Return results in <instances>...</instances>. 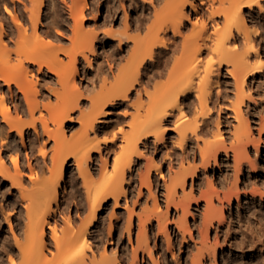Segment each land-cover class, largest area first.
<instances>
[{
	"label": "bare ground",
	"instance_id": "1",
	"mask_svg": "<svg viewBox=\"0 0 264 264\" xmlns=\"http://www.w3.org/2000/svg\"><path fill=\"white\" fill-rule=\"evenodd\" d=\"M27 1L28 4L22 0H8V3L3 4L4 14L10 17L13 24L0 12V17L5 18L7 26L6 29L2 20L0 21V80L7 86L6 91H0V116L1 121L7 125L5 128L10 132L16 131L23 143L26 129L33 128L34 132H39V122L42 132L53 140L49 155L51 164H43L46 162V154L40 143L42 165L47 168V171L44 168L41 171L47 173L42 177L41 174L37 176L35 173L38 172L39 175L40 170L36 172L30 167L31 187L27 188L21 183L23 174L17 157H11L15 168L13 171L9 169L5 159L0 157V172L9 176L13 185L18 186L17 190L25 200L27 214L23 235L25 241L14 242L17 252H11V255L6 256L8 259L4 256L0 258H6L5 264L7 260L8 264H118L117 258L109 256L105 250L94 251L88 234L96 226L99 213L108 199L112 198L114 205H117L119 197L125 195V182L128 175H133V167L138 159L151 146L153 150H157L159 144L164 142L165 132L168 130L176 133L173 142L178 149L174 150L175 161H167L168 177L163 180L162 204L155 192L157 184L153 189L151 180L152 171L159 173L160 165L152 157H145L144 171L138 172V194H141V187H145L152 198L151 207L146 201L145 206L135 212L126 205L128 217L125 228L128 239L131 242L130 230L135 216L137 247L151 254L147 227L155 221V236L158 238L160 234L166 239L171 258L176 264H182L181 254L175 257L172 249L169 227L172 224L174 235L180 233L183 239L186 234L191 235L188 221L189 217L194 216L192 202L199 207L202 201L199 211L201 221L198 225L202 240L194 242L196 250L191 253L190 263L204 264L205 254L209 252L212 257L217 256L220 250L226 248L222 247L215 236L219 224L225 219V207L229 209L233 200L239 206L243 195L237 183L241 170L255 169L254 161L247 153V145L252 144L254 155H257L261 141L260 135L254 137L251 131L248 113L251 103L255 102L253 81L259 80L254 92L258 96L264 95V54L260 49L261 42L264 43V35L258 33L256 26L257 21L264 19V0H163L165 2L161 7L151 6L154 8L153 13L146 9L134 21L127 18L125 9L124 22L123 18L121 21L124 29L118 32L113 31V20L119 7L116 2L112 3L113 9L106 2L100 24H108L109 28L100 27L101 30L98 28L99 22L97 23L102 17L99 6L101 0L93 5L95 13L91 15L94 18V29L93 26L86 29L83 25L86 13L93 10L88 0H60V8H64L73 25L72 35L69 37L70 46L58 49H53L54 41L50 40V36L47 38V34L51 33L46 30L53 25L55 41L61 39L62 26L55 28L64 19L60 20L61 10L55 5L53 14L50 13V23L43 30L41 15L45 13L43 8L49 0ZM187 23H190L189 32L184 33ZM97 28L101 31L96 30ZM134 30H144L145 33H129ZM170 32L172 36L169 35ZM115 39L117 48H111L104 55L105 65L98 61L99 55L95 56L97 65L93 68V76L97 83L92 81L91 91L84 95L82 87L75 81L78 57L90 64L86 52L94 53L95 45L99 42L114 45ZM11 43L15 46L14 50L9 47ZM31 65H36L38 73L46 68L50 79L51 76L55 77V81L53 78L52 81L48 79L52 85L47 83L46 86V83L38 82V77L29 68ZM164 76L165 81L161 78ZM160 78L162 82L158 81ZM39 84L42 86L38 90ZM12 86L17 88V92H14ZM43 87L46 91H43ZM39 91L42 96H54V100L48 99L46 103H41L37 98ZM18 92H21L28 109L30 118L27 122L20 119V112L16 113L17 117L13 116L5 103L8 99L14 110L22 107ZM86 99L87 106L81 108L80 102ZM39 104L45 112L40 109ZM119 108H123V117L129 116L126 126L110 132V136L101 137V123L107 122L114 111L118 114ZM75 109H79L76 118L71 115ZM213 109L216 110L214 123ZM120 110L122 109L119 112ZM221 111L231 113L235 120L227 136L223 135L220 126ZM36 112L38 115H35ZM120 117L117 115L116 121H122ZM73 120L79 122V129L67 135L64 126ZM168 122L172 124L170 127ZM262 128L264 122L260 129ZM42 141L45 142L43 139ZM188 143L194 147L188 149ZM103 151L104 154L101 155ZM111 152L113 156L110 160ZM94 153L101 158V163L98 169L93 170L89 163ZM221 155L225 158L232 157L235 183L220 193L212 180L208 179V188L200 190L199 197H196L192 189L195 178L209 166H216ZM68 164L75 168L78 178L82 180L86 204L80 223L77 225L67 215L66 228L59 233L56 224L51 225L48 218L55 210L54 206L60 203V188L65 181V167ZM174 164L176 166L173 167ZM188 181L190 185L187 189ZM258 195L260 201L263 194L260 191ZM256 198L251 193L252 201ZM260 223L264 229V222L260 220ZM10 226L12 225L9 228ZM46 226L50 228L53 249H46ZM211 229L214 230L215 240L208 243L207 234ZM262 229L258 228L257 237L251 238L247 243V249L250 250L247 264H264V260H259L254 254L264 247ZM185 243L189 248V243ZM245 246H240L241 255L244 254ZM137 247H132L134 256ZM180 249L181 246L178 247ZM231 251L232 247L229 245L228 253ZM152 260L154 264H159L157 259L152 257ZM222 261L224 264H242L238 256L223 254Z\"/></svg>",
	"mask_w": 264,
	"mask_h": 264
},
{
	"label": "rangeland",
	"instance_id": "2",
	"mask_svg": "<svg viewBox=\"0 0 264 264\" xmlns=\"http://www.w3.org/2000/svg\"><path fill=\"white\" fill-rule=\"evenodd\" d=\"M22 1L28 4L27 0H22ZM46 1L48 2V0ZM52 1L51 3L49 0L48 2L49 5L45 4V7L43 8V12L45 13H42L41 15V18L43 20L42 21L43 24L41 25V27L42 28L44 27L43 30L47 29L45 27H47L48 24L50 23V20H51L50 16H52L53 10L56 5L57 8L61 10L59 11V16H61L60 20L63 18L64 19L63 21L62 20L60 21L59 26H57L58 24L55 25V28L59 29L62 26V29H63L62 33L63 35H66V36L63 37L62 35L61 39L57 40L56 42L54 39L55 31H54V28H52L54 26L51 25L52 27L46 30V31L49 30V32L51 33V34H47V38L50 36L49 37L50 40L52 39V41H54V42L51 41L53 44V49H58L60 47L66 48V47H69L71 44V42L69 41L70 40L69 37H71L72 35L71 30H72L73 22H72V19L68 17L64 8L63 9L60 8L61 1L60 0H52ZM98 1L100 0H88V3L90 4L89 5L90 8L93 7V10L91 12L87 11L90 15L86 13L87 14L86 20L83 24L86 29L87 28L91 29L92 26H93L92 28L94 29V18H93V15L91 14L95 13V10H94L95 8L93 5H95ZM155 1L154 0H151V1L150 0H111V1L101 0V3L99 4V6L101 8L102 17L101 19L97 20V23L99 22L98 28L100 27L102 29L109 28L108 24H100L102 23V20H103V14H104V9L106 8V2L107 4H110L111 8L113 7L112 3L114 4L115 2L117 3V6H119L117 7L118 13L115 14V18L113 20L114 21L113 31L115 30V32H118L124 29V24L121 23V21L123 18L122 22H124V18H125L124 16L126 14L124 12L125 9H127V18H129L130 21H134L138 16H139L138 18H140L142 13L147 11L146 9H148L149 12L153 13L154 11L152 12V10H154L155 7L159 8L165 2L163 0H158L159 1L158 3H157V0ZM6 2L8 3V0H0V12L3 13L4 16L6 15L4 14L5 13L4 5L6 4ZM153 5L155 6L152 9L151 6ZM47 6L50 7V9ZM52 6L54 7L52 8ZM57 8L56 10L58 12ZM49 10H51L52 12L51 11L49 12ZM17 14H19L18 11H17ZM151 15L153 16V14ZM120 16H121V19H120ZM5 18L6 20L8 19V21L12 23L8 15H6ZM5 18L0 17V21L2 20L3 25H5V20H4ZM255 19H257V14H255ZM256 26L258 27V33L261 35H264V19H260L259 21H257ZM4 27L7 29L6 25ZM98 28L96 30L101 29V28L100 29ZM189 28H190V23H187V28L185 29L186 32L184 33H187ZM28 32H31V30H28ZM138 32H135L134 30L129 33L137 34ZM139 33L141 35H144L145 31L142 30ZM169 35L172 36V33L170 32ZM116 44H117V39H115L114 45H111L109 42H105L103 44L100 42L97 43L95 45L94 53H90L88 51L86 52L90 58V61H91L90 64L82 60L80 56L78 57V61L76 63L77 74L75 75V81L79 85V87H82L81 90L84 93V95L88 94L91 91L90 89L92 87V84H91L92 81L93 83H97L96 81H94L96 79L93 76V68L96 67L97 65L95 56L99 55L98 61L101 64L105 65L104 55L107 52L109 53L112 49L117 48ZM131 44L132 43L130 42V46ZM9 47L13 49L15 46L13 43H11L9 44ZM260 49H261V52L264 54V43L263 42H261L260 44ZM63 58L66 60L64 56ZM1 65L2 64H0V66ZM29 68L33 70V75H36L38 77V79L36 77L38 82L46 83V86H47L48 84L52 85L51 84L52 78L55 81L54 76H51V79H50V76H48L50 75V73L47 71L46 68L43 69L42 73L41 72L38 73L36 71V65L35 66L31 65ZM161 78L162 80L164 79L166 80V76L161 77ZM161 78L158 81H161ZM48 79H50L51 81ZM44 81H48V82H44ZM258 82L259 80L252 82L253 83L252 91H253V96L255 98V102L251 103V109L249 110V113H248L251 131L254 137H257L258 135H260L261 137L257 155H254L255 153H254L253 145L252 144L247 145V153L249 154L250 158L254 161L255 169L243 168L241 170V173L239 175V180L237 182L240 191L243 193L240 204L239 206H237L236 201L233 200V204L229 209L225 207V219L223 222L219 224V227L215 235L219 243H221L222 247H226V248L223 251L220 250L217 256L215 257L214 256L212 257V254L210 252L205 254V258L203 259V262L205 261L204 264H224V262L222 261L223 254L229 257L238 256V258L241 259L242 264H247V262H249L250 260V254H248L250 250L247 249L248 247L247 243L251 240V238L257 237V235L259 234L258 228H261V229L263 228V226L260 223V220L261 222H264V128L262 129L260 128L264 122L263 121L264 120L263 119L264 118V95L258 96L254 92V90L257 89L256 85ZM41 86L42 84H39V87H37L38 90ZM45 87L42 88L43 91L45 90ZM12 88L14 92H17V88L15 86H12ZM86 88H89V89L87 90ZM6 89H7V86H4L2 84V80H0V91L2 90L6 91ZM18 95H19V101L21 99L22 105L19 103V105L22 106V107L19 106V109L22 108L21 110L19 109L14 110V106L12 105L11 102L8 101V99L5 100V103L7 106H9V109L11 111V114H13V116L16 115L17 117L19 114L18 112H20L19 114L20 119L23 122H27L29 121V118H30L29 113L27 111L28 109L26 107V104L24 103L21 92H18ZM40 95H41L40 91L37 92V98L38 100L41 101V103L42 102L46 103L48 99H51L52 101L54 100V96L45 97L41 95L42 96L41 97ZM87 104H88L87 99L82 100L80 102L81 108L86 107ZM39 107L43 112H45L41 104H39ZM119 109H122V110H120L119 112ZM119 109H117L118 114L117 112L114 111V113L110 115V118H108L107 122L101 123V126H103V128H101L99 132V135L101 137H104V135L110 136V134L113 131H117L120 126L121 127L126 126L125 123H126V120L129 119V116H127L126 118L123 117L121 113L123 111V108H119ZM78 111L79 109L78 110L75 109L73 112H71V115L75 117L76 115H78ZM212 114L214 118L213 120V123H214L216 119V110L213 109ZM35 115H38V112H36ZM117 115L121 116L120 117L121 120L123 119L125 121L123 120L116 121ZM107 123H110V124L107 125ZM234 123H235V120L232 118L231 113L229 112L225 113V111H221L220 126L223 131V135L225 134V136H227V133L230 132V129H232L231 126ZM167 125L170 127L172 124L171 122H168ZM50 126H53V124L50 123ZM5 127H7V125L4 124L3 121H1V116H0V157H3L5 159V162L7 163V166H9V169H11V171L15 169L11 161V157L13 156L17 157L18 166L19 168H21L20 170L22 171L21 173L23 174V177L21 174V177H22L21 183L26 185L27 188H30L31 181L29 180V177H30L29 169L32 168L36 172L40 170L39 175H38V172L35 173L37 176H40L41 174L40 177H42L43 174L47 173V172H42L41 169L46 167V165L51 164L50 163L51 160H49L50 159L49 155L51 152L50 145L52 144L53 140H50L46 136L45 132H42V128L39 122H37V127H38L37 129L39 130V132H37L38 134L34 132L33 128L26 129L24 133V138H25L24 143L21 142L22 140L20 139V136L18 135L16 131H11L12 132L11 133L9 130H7L8 128L6 129ZM78 129H79V122H77L76 120H73L72 122H68L64 126V130L67 135L70 132L72 133L76 132ZM175 137H176V133L174 131L172 130L166 131L165 136H164V142L162 144H159L158 149L153 150V147L151 146L150 147L151 149L145 152L144 156L138 159L137 164L133 167V175L132 176L128 175L127 181L125 182V190H126L125 195H122L119 197L117 205H114L113 199L109 198L106 204L103 206V209L99 213V218L96 221V226L93 227V230L88 234L90 245L94 251L103 252L105 250L109 254V256H115L117 258L118 264H154L152 257L157 259L159 261V264H176L175 260L172 259L170 256V249H169V245L166 239L162 237V235L160 234L158 238L155 236V233H156V222L155 221H152L153 222L152 225H149L147 227L148 242L151 248V254H149V252L146 250H142L141 247H137V243H136L137 218L135 216H133V221H132L131 230H130L131 231L130 232L131 242L128 239V234L125 228L127 217H128V211L126 209V205L129 208H133L135 212L140 211V207L145 206L146 201H148L147 203L149 207H151L152 198L149 195L148 190L142 186L141 194H138L139 187H140L139 181H138V172L144 171V168H145L144 163L146 161L145 157H152L156 161V163L160 165L161 170L159 173L152 171L151 180L154 185L153 189L156 188L155 186L157 184V188L155 189V192L158 196L159 202H161L162 204V200H163L162 193L164 192L163 180L167 179L168 177V166H167L168 162L167 161H170L172 159H173L172 160L173 162L175 161L174 150L178 149V147L173 142L175 140ZM42 139L45 140V142H43ZM117 141L119 143V139ZM40 143L43 144L42 146L44 147L43 149L45 150V154H46L45 163H43L41 153H39ZM116 145L114 146V148H116ZM187 145H188L187 146L188 149H190V147H194V145L191 146L190 143H188ZM103 154H104V151L102 152L101 155ZM112 156H113V153L111 152L110 160L112 159ZM42 163L46 165H42ZM100 163H101V158L98 156V154L94 153L92 155V159L89 163V166L93 170L96 168L98 169ZM174 166H176V164H174L173 167ZM44 169L45 171H47L46 170L47 168H44ZM65 169H66L65 181L63 182V185L60 188V191H61L60 203L59 205L54 206L55 210L52 212V214L48 218L49 223L51 225L54 223L56 224V227H57L56 229L59 233L66 228L65 220H66L67 215L70 216L73 222H75L77 225L80 223V220L84 214V209H85L84 207L86 204L85 194L83 190L84 188L82 186V180L78 178V174L75 168L72 167V165L68 164L65 167ZM10 179L11 178L9 176H5L2 172H0V256H4V257L11 255V252L12 254L17 252V247L15 245L16 241H20L22 243L25 241L23 235H24V229L26 225L25 223L27 221L26 219L27 214H26V210H25L26 208H25V203H24L25 200L22 197L23 195H21L20 191L17 190L18 186L16 184H15L16 186L13 185ZM208 179L212 180L213 184L215 185V187L220 193L232 187L236 180V174L232 166V157L229 156L228 158H225V156L221 155L219 157L218 164L216 166L211 165L207 168V170H205V172L198 174L192 186V189L194 190L196 197H199L198 193L200 190H205L208 188L209 186ZM189 185H190V181H188L187 189L189 188ZM260 191L262 192L263 195L260 201H258V198H259L258 193ZM251 193L257 197L255 201L254 200L252 201ZM201 207H202V201L199 204V207L198 206L196 207L195 202H192L191 208H192V212L194 216L193 218L189 217V221H188L190 225V229H191V235L186 234L185 238L183 239L180 233H177V235H174V233L172 232V230L174 231V227L172 226V224L169 227V231H171L170 235L172 239V249L175 252V257H177V254L179 253L181 254L182 256L181 260L183 261L182 264H184V261L186 264H191L190 263L191 253H194L196 250L194 246V242H199L200 240H202L201 239L202 237L200 236L199 228H198V225L200 224V221H201L200 213H199V211L201 210ZM162 208L164 209V205H162ZM172 212H174V210H172ZM9 225H12L10 226L11 228H9ZM45 229L46 230H45L44 239H45L46 249H53V244H52L53 241L50 237L51 236L50 228L46 226ZM262 231L264 233V229H262ZM176 232L177 230L175 229V234ZM207 235H208L207 236L208 243L214 242L215 240L214 230L211 229ZM176 237L178 238L177 241H176ZM16 238L18 240H16ZM261 238H263L264 240V235L263 237L261 236ZM184 241L185 242L187 241V243H189V248H187V244ZM229 245H231L232 247V251L230 253H228ZM244 245H246L243 250L244 254L241 255L239 249H240V246H244ZM180 246H181V249L178 250V247ZM9 247L13 250L10 251L11 249H9ZM132 247H137V253L135 256H134V253L132 255V252H133ZM5 249L8 251H6ZM254 254L259 260H264V247H262L259 252L258 251L254 252ZM4 257L0 258V262H1L0 264L6 261L5 259L7 257L6 258ZM6 263L8 264V260Z\"/></svg>",
	"mask_w": 264,
	"mask_h": 264
}]
</instances>
